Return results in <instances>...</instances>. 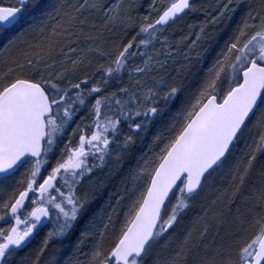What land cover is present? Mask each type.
<instances>
[{
    "label": "snow or ice",
    "instance_id": "1",
    "mask_svg": "<svg viewBox=\"0 0 264 264\" xmlns=\"http://www.w3.org/2000/svg\"><path fill=\"white\" fill-rule=\"evenodd\" d=\"M148 7L0 0V264H264V0Z\"/></svg>",
    "mask_w": 264,
    "mask_h": 264
},
{
    "label": "trees",
    "instance_id": "2",
    "mask_svg": "<svg viewBox=\"0 0 264 264\" xmlns=\"http://www.w3.org/2000/svg\"><path fill=\"white\" fill-rule=\"evenodd\" d=\"M140 0L138 2V0H124L125 3H135L136 4V11L134 12V15L136 14H148L149 12V4L151 3V0ZM62 2V0H39V3L41 4V12H52L54 10V8L60 4ZM67 2L71 3L74 2V0H67ZM212 0H197V3H203V4H209L211 3ZM93 17H95L93 15ZM201 20H203V16L201 13H193L191 14L187 20H186V24H198ZM171 32V30H169ZM11 35L7 36V37H0V48H3V46L8 42L9 39H11ZM125 79H127V77H125ZM83 114V113H81ZM72 127H75V124L72 125ZM157 131L156 126H153V128L151 129L149 136L146 137L144 143L142 146H138V148L136 149V154L138 155L141 151H143L144 149L147 148V145L149 143V141L151 140V136ZM68 133L71 134V128L68 129ZM65 139H67V137H65ZM61 147L63 146V144L61 143L60 145ZM58 154V153H57ZM135 163V159H128L125 161L124 163V167L123 170L121 171V173L116 176L110 183L109 185L106 187V189L104 190L103 194L100 195L96 200L92 201L91 204L89 205V213L91 214L92 212H95L97 210H99V208L101 207V205L105 204V202L108 200V194L109 192H114L116 191L119 182H120V177L125 175L128 171V168L132 165H134ZM86 189L82 188L81 189V193H83V191H85ZM105 211H110V209H105ZM83 223L84 221L81 220V222L77 225V229L74 231L72 237L70 238L72 241H74L76 239V237L79 235V231L83 228ZM51 225L49 224L47 228H44L39 235L32 241L31 245H29L28 248L24 249V251H22L20 253L21 256H24L27 252L30 251V249L34 248L37 244H39L40 240L43 238L44 234L47 232L48 228H50ZM211 237H209L210 239ZM85 251L88 250V247L86 246ZM70 249H65L62 253V257L63 256H67L69 253ZM51 252V250H50ZM84 257H81V259H83Z\"/></svg>",
    "mask_w": 264,
    "mask_h": 264
},
{
    "label": "rangeland",
    "instance_id": "3",
    "mask_svg": "<svg viewBox=\"0 0 264 264\" xmlns=\"http://www.w3.org/2000/svg\"><path fill=\"white\" fill-rule=\"evenodd\" d=\"M139 1H140V0H138V2H139ZM113 2H114V0H113ZM93 15L96 16L97 14L93 13Z\"/></svg>",
    "mask_w": 264,
    "mask_h": 264
},
{
    "label": "bare ground",
    "instance_id": "4",
    "mask_svg": "<svg viewBox=\"0 0 264 264\" xmlns=\"http://www.w3.org/2000/svg\"><path fill=\"white\" fill-rule=\"evenodd\" d=\"M144 1H146V0H144ZM144 1H143V2H144Z\"/></svg>",
    "mask_w": 264,
    "mask_h": 264
}]
</instances>
